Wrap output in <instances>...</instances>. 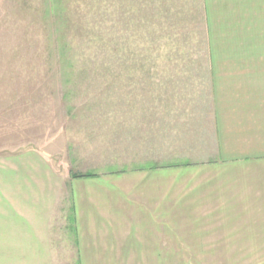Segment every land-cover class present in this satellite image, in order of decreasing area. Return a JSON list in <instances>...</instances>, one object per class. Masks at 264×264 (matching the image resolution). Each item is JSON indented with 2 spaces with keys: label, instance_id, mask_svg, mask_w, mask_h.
Returning <instances> with one entry per match:
<instances>
[{
  "label": "crops",
  "instance_id": "0c3cea01",
  "mask_svg": "<svg viewBox=\"0 0 264 264\" xmlns=\"http://www.w3.org/2000/svg\"><path fill=\"white\" fill-rule=\"evenodd\" d=\"M107 2L136 25L200 19L208 92L164 128L162 105L129 101L137 109L123 130L153 157L75 171L87 177L33 149L3 158L0 236L11 230L4 219L13 222V244L0 243L13 250L5 264H56L50 212L65 188L76 264H264V0Z\"/></svg>",
  "mask_w": 264,
  "mask_h": 264
},
{
  "label": "rangeland",
  "instance_id": "374dc122",
  "mask_svg": "<svg viewBox=\"0 0 264 264\" xmlns=\"http://www.w3.org/2000/svg\"><path fill=\"white\" fill-rule=\"evenodd\" d=\"M108 3L0 0V163L33 149L74 175L153 157L146 140L123 130L125 113L137 109L129 101L162 105L156 118L164 128L170 115L177 125L186 118L189 99L207 94L200 19L187 27L136 25L142 21L115 19L118 4L108 11ZM170 100L183 102L172 107ZM66 192L50 212L56 264H76ZM4 220L7 248L13 222ZM8 260L13 250L3 249L0 264Z\"/></svg>",
  "mask_w": 264,
  "mask_h": 264
},
{
  "label": "trees",
  "instance_id": "16d2710c",
  "mask_svg": "<svg viewBox=\"0 0 264 264\" xmlns=\"http://www.w3.org/2000/svg\"><path fill=\"white\" fill-rule=\"evenodd\" d=\"M73 176H75V177H87V176H91V174H77V173H75Z\"/></svg>",
  "mask_w": 264,
  "mask_h": 264
}]
</instances>
